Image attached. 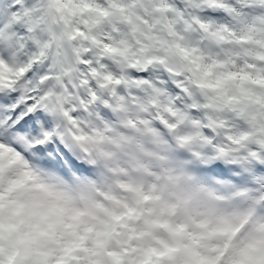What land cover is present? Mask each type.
I'll list each match as a JSON object with an SVG mask.
<instances>
[{"label": "snow or ice", "instance_id": "6c2138e0", "mask_svg": "<svg viewBox=\"0 0 264 264\" xmlns=\"http://www.w3.org/2000/svg\"><path fill=\"white\" fill-rule=\"evenodd\" d=\"M89 132L264 214V0H0V148L90 175Z\"/></svg>", "mask_w": 264, "mask_h": 264}, {"label": "rangeland", "instance_id": "374dc122", "mask_svg": "<svg viewBox=\"0 0 264 264\" xmlns=\"http://www.w3.org/2000/svg\"><path fill=\"white\" fill-rule=\"evenodd\" d=\"M249 82V85L252 87L254 85H257L258 82L253 80V78H247V80L243 81V84ZM251 87L242 86L237 89L241 100L247 99V98H255L256 94L252 92ZM252 103L259 104V101H253ZM251 105V104H250ZM88 135H93L94 137L91 138L90 141L82 139L79 141L76 145L80 146L81 148H89L92 149V146H95V150L97 149L99 144L101 145L100 152L103 154L104 152L108 151L111 147L113 151L116 152V155H120L122 153V150L124 147H126L129 151L133 152L131 150V145L135 144L137 146V152H133L138 154L139 156L143 157V160L141 161V164L139 166V169L137 171V176H140V172L142 171H148L149 173L153 174L154 170L156 171L157 167L159 166H168L167 163L164 161H161L156 156L155 158H152V151H154L153 146L149 145L146 141L137 143H124V142H117L110 138H101L99 137L95 132H89ZM86 134V135H87ZM110 133H105V137H110ZM157 160L156 162H154ZM158 163V164H157ZM159 165V166H157ZM118 168L119 164L117 165ZM156 168V169H155ZM173 174L171 175V182L168 180L166 184L164 185V189L168 194H172L171 188L173 186L178 187L179 193L176 196L177 199V210L178 214H174L175 222L172 226L168 225L166 223V219H163L164 221H156L154 218L151 221H144L142 219L135 218L133 220V223L128 225L129 227H138L136 225V222L141 220L143 226L138 227V238H144L147 235L153 236L155 238H158L160 240V244L157 246V256H156V264H214V255L216 251L213 248V243H205V241H211L213 242L214 233H216L217 229L215 226L217 225V220L219 218L225 217L227 214H224V212H220L219 207L217 206L218 200L211 195V201H208L206 199H197L196 198V190L193 187L189 186V182L187 181V176L182 171V168L180 166H175V168H170ZM121 171H123L122 168H120ZM156 174V172H155ZM174 176V177H173ZM141 182V180H140ZM142 183V182H141ZM144 185V189L146 191L147 187L149 185H152L149 181L147 183H142ZM5 190H8L6 187ZM157 193V191H156ZM155 194V193H154ZM148 197V194L144 192L143 189H139L137 193L134 196V205L138 206V204L144 199ZM150 199V198H149ZM14 202V200H13ZM122 206H126V203L123 201H119ZM141 202V203H142ZM29 206V205H28ZM140 209L139 207H136ZM141 210V209H140ZM21 213H24V211H21ZM11 209L8 208L6 205H3L2 211L0 212V229L7 228L11 233H14V222L11 220ZM237 217H231L229 218L231 223L225 221L223 227L225 228L226 234L229 231V226L231 227L232 222H235ZM6 224H4L5 221ZM97 221V219H95ZM137 220V221H136ZM226 220V219H225ZM97 221L95 223V227L98 225ZM230 224V225H228ZM44 225V221H43ZM132 225V226H131ZM161 225V226H160ZM264 227V224L259 223L255 224V228L253 229V233L260 230L261 227ZM86 231V232H85ZM151 231V232H150ZM81 232H84V235H81L75 248H77L78 254H73L71 261H79L80 263V256L83 254V256L87 257L86 251L89 250V246H91L93 250V246H95V237L92 238L89 237L90 235V228H82ZM25 233H28L26 230ZM135 233L132 232L130 229L129 235H133ZM147 234V235H146ZM1 235V234H0ZM136 236V235H135ZM250 236V235H249ZM247 236V238L244 241V245L241 249H233L232 253L228 256V258L225 260L223 264H230L232 256L240 259L243 256V263L242 264H262L264 261V248L260 247L258 249L259 253L257 255H252V253L244 252V249L248 247V242L251 241V237ZM78 238V237H77ZM130 238V237H129ZM49 240V239H48ZM62 239L59 240V248L48 250L47 253L43 256L44 262L41 264H59L57 262V253L59 250L62 249ZM12 243V242H11ZM11 243H8V246L11 245ZM139 242H136V244ZM12 245L10 246V249H12ZM80 247V248H79ZM82 247V249H81ZM3 246H0V250H2ZM14 249H17V247H14ZM150 248L149 245H147L145 242L141 243L140 248L137 246L135 247V251L138 253H145ZM126 250V248H125ZM128 251V250H127ZM134 252V251H132ZM34 259L32 260V264H36V260L39 258L37 252L33 251ZM80 253H82L80 255ZM8 257H11V253L7 251L6 254ZM93 255V254H92ZM2 258L6 257L5 254L2 253ZM33 258V257H32ZM89 258V257H88ZM125 258V257H124ZM124 258L119 257V262H124ZM9 260V259H8ZM158 260V261H157ZM0 260V264H7L5 262H2ZM84 264H94L92 260L88 261H82ZM91 262V263H90ZM136 262V258L132 259L130 261H127V263L124 264H134ZM149 263V262H148ZM234 261L232 262V264ZM82 264V263H80ZM151 264V263H149ZM153 264V263H152Z\"/></svg>", "mask_w": 264, "mask_h": 264}, {"label": "bare ground", "instance_id": "6f19581e", "mask_svg": "<svg viewBox=\"0 0 264 264\" xmlns=\"http://www.w3.org/2000/svg\"><path fill=\"white\" fill-rule=\"evenodd\" d=\"M157 155L154 154V151H152V158H155ZM9 161V160H8ZM108 162V161H107ZM116 162V161H115ZM135 166H137L136 163H134ZM14 166L17 168V164H14ZM115 167V166H114ZM18 169H14V167L7 164V156L2 154L0 155V177L2 179V182L5 184L10 179L11 176L15 177L19 175ZM132 180L129 184L124 183V187H126V196H129L127 198L128 207H122L118 206V208L112 210L117 211L118 215L121 217V220L123 222L128 221V215L135 216L134 207L131 200L132 195V189L138 188V180L137 177L135 178L134 175H132ZM113 178L122 181L123 175L120 173L114 174ZM18 180V188L16 190H13V192H3V195L1 196V210L3 208V205H6L8 208H13V212L15 210H19L17 208V204H12L13 195H17L19 197H22L21 199L25 202H30L31 205L26 207L24 209V213H21L19 210L16 212L15 216L11 217V220H14V222L21 223V225H24V228H21L18 230L19 234H12L7 228H2L0 230V246H3L2 250H0V257L1 254H5L6 257H3V262H8L9 264H32V260L35 256H33V251L37 252L39 258L36 260V264H41L42 257L39 255L38 251L40 253L45 254V249H50V245L47 242V239L50 238L52 240H59L60 238L66 237L65 233V226H66V218L67 216L72 212L73 208L71 205V202L68 197L63 196V200L61 202L55 201L52 192L49 190H42L39 194L37 190H34L28 181V179L24 177H17ZM168 180L171 181V178H168ZM17 183L15 182L14 185ZM10 185V184H8ZM164 185V183H163ZM160 182H157L154 180V189L153 190H160V196L156 197L151 192V188L147 190L146 193L151 196L150 203L153 206H156L157 208H161V210H165L166 214L172 215L174 214L175 208L173 207L174 202H176L175 196L166 193L163 189V186ZM11 187V186H10ZM208 188V187H207ZM15 189V188H14ZM208 190V189H207ZM206 190V191H207ZM37 197V198H36ZM15 198V197H14ZM154 199V200H153ZM173 199V200H172ZM153 201V202H152ZM170 201H173L172 205L169 204ZM11 203V204H10ZM230 204V202L228 201ZM106 204L103 203L100 210L105 211ZM0 210V212H1ZM46 210V215L41 216V211ZM164 215V214H163ZM235 214H231L233 217ZM66 216V218H65ZM167 216V217H168ZM48 223L46 225H43L41 223ZM83 221L84 225L91 226L92 225V217L91 216H80L79 222ZM8 222L7 220L4 222L6 224ZM78 222V224H79ZM217 223L218 226H221L224 221L218 220ZM15 227V225L13 226ZM78 233H79V225H78ZM28 231V233H25V231ZM39 230H42L41 233H38ZM94 231H99L98 229H95ZM222 231V230H219ZM44 232V233H42ZM16 233V232H15ZM150 237V240L146 238V241H144L147 245L157 247L159 244L158 239H154L152 236ZM251 241L248 242V247L244 249V252L252 253V255H257L259 253L258 249L260 247L264 248V227L260 229V232L252 233L250 235ZM12 241L13 248L10 249L8 246V243ZM119 241L122 243L123 241V235H119ZM210 243L211 241H205V243ZM14 245L18 247V251L14 249ZM214 246V245H213ZM7 251L12 254L10 259H14L13 261H9L7 258ZM155 250L151 249L150 256H153V260H156L154 257ZM33 257V258H32ZM127 259H131V255L128 254ZM231 261L233 264H242L243 262V256L238 259L234 256H232ZM264 261V260H263ZM232 262L230 264H232ZM264 264V262L262 263Z\"/></svg>", "mask_w": 264, "mask_h": 264}, {"label": "flooded vegetation", "instance_id": "af4514ba", "mask_svg": "<svg viewBox=\"0 0 264 264\" xmlns=\"http://www.w3.org/2000/svg\"><path fill=\"white\" fill-rule=\"evenodd\" d=\"M256 101H261V97H260L259 93L256 95Z\"/></svg>", "mask_w": 264, "mask_h": 264}]
</instances>
